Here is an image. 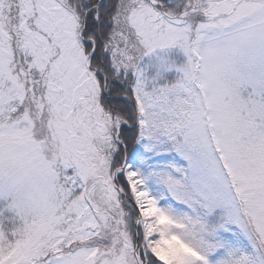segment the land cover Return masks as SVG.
Here are the masks:
<instances>
[{
  "label": "snow or ice",
  "instance_id": "obj_1",
  "mask_svg": "<svg viewBox=\"0 0 264 264\" xmlns=\"http://www.w3.org/2000/svg\"><path fill=\"white\" fill-rule=\"evenodd\" d=\"M0 264H264V0H0Z\"/></svg>",
  "mask_w": 264,
  "mask_h": 264
}]
</instances>
